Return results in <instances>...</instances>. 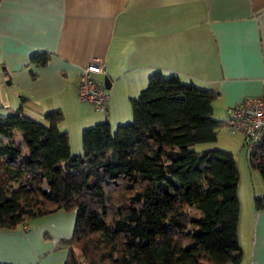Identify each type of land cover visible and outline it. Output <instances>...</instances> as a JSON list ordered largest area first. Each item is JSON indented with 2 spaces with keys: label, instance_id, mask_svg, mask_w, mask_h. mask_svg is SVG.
<instances>
[{
  "label": "trees",
  "instance_id": "16d2710c",
  "mask_svg": "<svg viewBox=\"0 0 264 264\" xmlns=\"http://www.w3.org/2000/svg\"><path fill=\"white\" fill-rule=\"evenodd\" d=\"M50 56L28 60L45 65ZM217 96L155 70L129 99L132 120L82 128L80 153L59 128L60 109L44 115L47 123L20 107L1 114L0 230L73 211L71 236L54 245L66 250L63 264H239L235 156L192 148L216 140ZM247 153L264 185V135ZM253 207L264 209V191Z\"/></svg>",
  "mask_w": 264,
  "mask_h": 264
},
{
  "label": "crops",
  "instance_id": "0c3cea01",
  "mask_svg": "<svg viewBox=\"0 0 264 264\" xmlns=\"http://www.w3.org/2000/svg\"><path fill=\"white\" fill-rule=\"evenodd\" d=\"M37 51L51 53L45 65L28 60ZM93 60L104 65L96 77L110 81L105 114L75 93ZM155 70L218 92L213 118L223 125L203 147L235 156L243 138L224 126L229 109L264 94V0H0V115L20 107L47 123L44 115L60 109L73 153L81 152L82 128L129 117V99ZM256 178L257 192L251 187L242 198L240 176L237 184L239 264H264V209L253 207L264 185ZM74 217L60 210L29 219L26 229L0 230V264H63L66 250L54 245L71 236Z\"/></svg>",
  "mask_w": 264,
  "mask_h": 264
},
{
  "label": "built area",
  "instance_id": "2783aa9c",
  "mask_svg": "<svg viewBox=\"0 0 264 264\" xmlns=\"http://www.w3.org/2000/svg\"><path fill=\"white\" fill-rule=\"evenodd\" d=\"M104 73V65L93 60L84 65L75 84L78 101L90 104L95 113H107V89L96 75ZM226 129L242 135V144L253 149L264 135V94L247 97L229 109Z\"/></svg>",
  "mask_w": 264,
  "mask_h": 264
},
{
  "label": "rangeland",
  "instance_id": "374dc122",
  "mask_svg": "<svg viewBox=\"0 0 264 264\" xmlns=\"http://www.w3.org/2000/svg\"><path fill=\"white\" fill-rule=\"evenodd\" d=\"M131 120H132V113L130 112L129 117L127 119H123L121 124L130 122ZM59 128L60 129L63 128L61 123L59 125ZM235 138L238 141L240 140L239 139L240 138L239 135H236ZM79 143H80V141H79ZM203 144H205V142L195 144L192 148L195 149V150L203 149L204 148ZM70 146L72 148L74 147V143L72 141L70 143ZM238 149H239V151H238ZM238 149H237V151L235 153V157H236V160H237V163H238L237 167H238L239 176H240V182H239V186H238V191H239L240 197L242 198V196H244L247 193V190L249 192V189H251V187L254 188L255 192H257V188H258L257 178H256V183H255V179L254 178L255 177H260V176H258L259 173L256 170H255L256 172H252V174H250L251 172H249V168L247 166V160H246V156L248 154L247 153L248 149L246 147H244V146H242L241 148L239 147ZM77 153H79V152H77ZM251 171H252V169H251ZM253 173H254L255 177L253 176ZM250 175H252L251 178H250ZM250 179H251V181L253 183L252 186H251ZM261 183H263V182H261ZM194 212H195L196 216H200L201 215V213L198 212V211H194ZM67 213H71V212H67ZM72 213L74 214L73 211H72Z\"/></svg>",
  "mask_w": 264,
  "mask_h": 264
},
{
  "label": "water",
  "instance_id": "95a60500",
  "mask_svg": "<svg viewBox=\"0 0 264 264\" xmlns=\"http://www.w3.org/2000/svg\"><path fill=\"white\" fill-rule=\"evenodd\" d=\"M103 85L105 86V88L108 90L110 88V81L109 78L107 76H105L103 78Z\"/></svg>",
  "mask_w": 264,
  "mask_h": 264
}]
</instances>
